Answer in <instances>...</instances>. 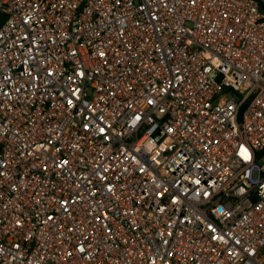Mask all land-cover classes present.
Wrapping results in <instances>:
<instances>
[{"label": "built area", "instance_id": "1", "mask_svg": "<svg viewBox=\"0 0 264 264\" xmlns=\"http://www.w3.org/2000/svg\"><path fill=\"white\" fill-rule=\"evenodd\" d=\"M0 264H264V0H0Z\"/></svg>", "mask_w": 264, "mask_h": 264}]
</instances>
